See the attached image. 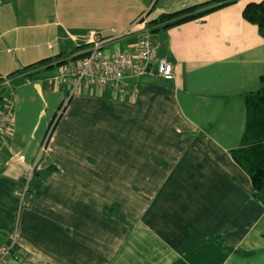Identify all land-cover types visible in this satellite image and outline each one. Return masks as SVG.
<instances>
[{
	"label": "crops",
	"instance_id": "obj_1",
	"mask_svg": "<svg viewBox=\"0 0 264 264\" xmlns=\"http://www.w3.org/2000/svg\"><path fill=\"white\" fill-rule=\"evenodd\" d=\"M210 1L152 0L134 32L125 17L112 35L101 21L118 0H0V108L15 103L0 150V250L17 230L21 255L8 264H264V187L255 191L233 156L264 76V37L244 10L263 0L149 25ZM146 36L174 66L173 81L141 76L125 99L93 87L69 99L71 85L55 84L95 38L109 40L104 50L127 45L118 53Z\"/></svg>",
	"mask_w": 264,
	"mask_h": 264
},
{
	"label": "built area",
	"instance_id": "obj_2",
	"mask_svg": "<svg viewBox=\"0 0 264 264\" xmlns=\"http://www.w3.org/2000/svg\"><path fill=\"white\" fill-rule=\"evenodd\" d=\"M108 41L95 38L92 47L77 64L70 63L60 69L55 78V84L69 83L71 85L69 99L85 87L110 91L117 99L135 97L140 91L135 81L148 74L167 82L174 80V66L165 58H158L156 45L149 36L139 41L136 51H123L114 55H108L104 51ZM64 108L65 105L60 113ZM14 118L15 103L12 99H8L0 108V150L6 145L5 138L14 126ZM49 140L50 133L43 140L34 163L24 176L23 190L20 194V210L25 207L26 197L30 191L29 186L42 156L48 150ZM18 235L16 230L8 243L0 250V264H8L12 258L18 261L21 259L20 253L14 254L15 249L18 248Z\"/></svg>",
	"mask_w": 264,
	"mask_h": 264
},
{
	"label": "trees",
	"instance_id": "obj_3",
	"mask_svg": "<svg viewBox=\"0 0 264 264\" xmlns=\"http://www.w3.org/2000/svg\"><path fill=\"white\" fill-rule=\"evenodd\" d=\"M238 0H214L183 11L161 16L156 21L149 23L150 26L162 25V29H168L176 25L200 19L209 13L220 10L235 3ZM244 17L249 22L258 26L264 37V0L262 2H250L245 10ZM144 20L141 19V22ZM154 29L153 31H157ZM262 88L258 92L257 109L252 104L248 120V132L246 145L234 152L236 162L242 166L250 175L255 191L264 187V76L262 77ZM64 105H62L61 109ZM60 109V110H61ZM59 113V112H58ZM55 116L50 124L46 136L52 131L58 120L59 114ZM251 138H253L251 140Z\"/></svg>",
	"mask_w": 264,
	"mask_h": 264
},
{
	"label": "rangeland",
	"instance_id": "obj_4",
	"mask_svg": "<svg viewBox=\"0 0 264 264\" xmlns=\"http://www.w3.org/2000/svg\"><path fill=\"white\" fill-rule=\"evenodd\" d=\"M152 0H118V8L112 7L108 12L104 11V17L103 20L101 21L102 23V30L107 31L108 34H112L110 33L112 31L111 28H113V26L118 27L119 25H121L122 21L124 20L125 17H128L129 19H133V24L132 27L129 29V33L134 32L136 30V27L139 25V20L144 17L150 10L151 8L149 7V4L151 3ZM127 5V10L129 9V13L125 14L122 13V5L123 4ZM105 7V6H104ZM103 7V8H104ZM130 7V8H129ZM111 12V13H109ZM106 32V33H107ZM127 32V33H128ZM104 33V34H106ZM151 38L155 39L154 34H151ZM120 42L117 41L113 44H111V46L107 47L104 51L106 54L108 55H113L116 54L118 50H124L125 48H127V45H120ZM72 46H75V44H72ZM92 47V46H91ZM90 47V48H91ZM44 155L42 156L40 162H39V166L43 160ZM38 166V168H39ZM40 173V170H39ZM36 176L34 177L33 181L31 182L29 189L30 192L28 193L27 197H26V202H28L29 197L32 195L33 191H35V187H36Z\"/></svg>",
	"mask_w": 264,
	"mask_h": 264
},
{
	"label": "bare ground",
	"instance_id": "obj_5",
	"mask_svg": "<svg viewBox=\"0 0 264 264\" xmlns=\"http://www.w3.org/2000/svg\"><path fill=\"white\" fill-rule=\"evenodd\" d=\"M161 79V78H160ZM67 104V103H66ZM57 123V122H56Z\"/></svg>",
	"mask_w": 264,
	"mask_h": 264
}]
</instances>
